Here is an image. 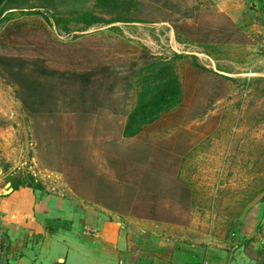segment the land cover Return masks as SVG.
Masks as SVG:
<instances>
[{
  "label": "rangeland",
  "instance_id": "obj_1",
  "mask_svg": "<svg viewBox=\"0 0 264 264\" xmlns=\"http://www.w3.org/2000/svg\"><path fill=\"white\" fill-rule=\"evenodd\" d=\"M16 1L0 16L1 55L96 73L83 85L29 72L43 92L31 114L0 67V198L29 172L112 211L158 204L176 220L169 234L206 231L229 252L248 244L242 215L264 191V81L250 83L264 79V0ZM145 51L172 60L182 98L126 137ZM157 246L135 242L130 264H151Z\"/></svg>",
  "mask_w": 264,
  "mask_h": 264
},
{
  "label": "crops",
  "instance_id": "obj_2",
  "mask_svg": "<svg viewBox=\"0 0 264 264\" xmlns=\"http://www.w3.org/2000/svg\"><path fill=\"white\" fill-rule=\"evenodd\" d=\"M48 187L21 186L0 198V238L5 234L7 244L0 264H130L138 241L159 243L151 264H264V191L242 215L248 244L229 252L206 231L169 234L163 231L169 221L122 214Z\"/></svg>",
  "mask_w": 264,
  "mask_h": 264
},
{
  "label": "trees",
  "instance_id": "obj_3",
  "mask_svg": "<svg viewBox=\"0 0 264 264\" xmlns=\"http://www.w3.org/2000/svg\"><path fill=\"white\" fill-rule=\"evenodd\" d=\"M51 1L53 0H45ZM8 2H17L16 0H0V16L5 9ZM121 0H114L115 5H119ZM45 6H50L47 2H42ZM42 6V5H41ZM80 19V18H78ZM99 17L96 15L87 16L84 18L85 23L90 25L98 21ZM117 19H122L120 15ZM125 20H131L126 18ZM235 23L229 19L228 28H232ZM142 65L137 73H140L143 81V88L139 92V104L132 110L128 121L126 123L123 135L131 137L141 132L144 127L150 122L157 119L163 112L171 109L175 104L180 102L182 98V83L175 72L172 60L162 58L156 54L145 51L140 56ZM0 67L5 69L10 75L15 77L17 81L25 88L24 92L19 94V97L23 101L25 110H28L31 114L36 110L33 108L31 97L41 95L43 92L40 90V82L30 77L29 72L38 73L41 78H48L50 76L66 77L83 85H89L92 81L95 71L87 70L81 72H66L55 70L47 67L43 58H31L26 56H10L0 54ZM143 69H147L146 72H142ZM264 81L263 78H256L253 81L250 79V83H261ZM90 110V109H88ZM11 186L13 189H18L21 186H29L35 189L44 188L43 183L36 178L32 173L16 174L11 177ZM109 189L105 191H109ZM127 202H130L127 201ZM131 203L124 204L120 208L115 203H106L109 208H112L119 213H131L137 216L164 220L173 222L174 217H170L168 210L167 214H164V210L158 204L149 205H130ZM131 206V207H126ZM122 209V210H121ZM6 246L5 237L0 238V250Z\"/></svg>",
  "mask_w": 264,
  "mask_h": 264
},
{
  "label": "built area",
  "instance_id": "obj_4",
  "mask_svg": "<svg viewBox=\"0 0 264 264\" xmlns=\"http://www.w3.org/2000/svg\"><path fill=\"white\" fill-rule=\"evenodd\" d=\"M88 232L91 233V234H94L95 232V229L94 228H89L88 229ZM119 264H124V261L122 259L119 260Z\"/></svg>",
  "mask_w": 264,
  "mask_h": 264
}]
</instances>
